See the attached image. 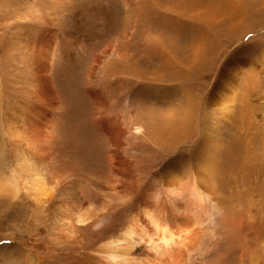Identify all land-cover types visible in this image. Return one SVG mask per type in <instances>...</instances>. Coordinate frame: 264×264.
<instances>
[{"label":"rangeland","instance_id":"obj_1","mask_svg":"<svg viewBox=\"0 0 264 264\" xmlns=\"http://www.w3.org/2000/svg\"><path fill=\"white\" fill-rule=\"evenodd\" d=\"M128 1L58 0V3L37 5L43 13L51 11L55 14L53 23L43 29L54 34L50 73L63 109L53 110L48 118L50 147L54 152L52 160L30 162V165L31 159L16 152L18 146L9 116L16 104L31 102L29 91L35 92L42 86L38 75L34 74L37 56L32 52L31 58L25 61L30 62L27 63L29 69L33 68L29 79L27 72H23L24 61L20 62L19 47L8 33L28 24L20 15L25 1L0 0V39L5 44L0 46V264H95L87 254L94 246L123 235L138 197L164 190L162 182L153 178L152 173L172 158L168 152L173 150L160 149L150 139L161 130L155 129L158 121L160 125L163 123L160 114L178 107L181 102L182 92L177 88L181 82H186L187 88L193 90L203 83L207 87L204 86L202 93L194 92L198 102L195 125L196 122L199 124V130L195 133L194 127L192 137L173 152L174 156L178 159L192 154L191 148L205 126L220 134V139H226L229 146V152L224 149L220 152L223 174L216 178L218 187L214 198L217 200L207 198L205 202L197 203L202 242L184 264H253L252 260L264 264V127L258 128V122L254 124L253 145L245 135H234L236 125H242L243 95L252 84L253 70L264 66V0H238L231 2V6L226 5L225 0H157L159 7L145 0ZM175 1L183 6L189 3L188 9L193 13L203 12L209 20L222 23L212 25L207 20L201 26L207 35L202 40L197 23L168 11L185 10V7L175 5ZM6 3L10 8L4 7ZM238 21L243 22V27H238V32H230L229 25ZM234 33H238L240 42ZM199 41L203 43L200 52ZM174 57L190 67L184 71L192 69L189 84L182 70L172 68L170 62ZM229 60H238L244 66L243 76L238 80V93H234L237 96L235 106L230 105V115L225 118L209 113L204 94L206 90L210 93L209 87L218 82L220 71ZM75 84L79 87L77 91ZM161 85L166 86L165 90L167 87L175 90V94L171 93L174 94L172 98L168 91L155 93ZM89 88L100 93L96 97H101L99 101L104 100V109L96 108L89 99L85 93ZM232 94L226 93L227 96ZM254 110L259 120L264 121V98H259ZM114 114L123 117L122 122L127 128L122 155L132 161V175L137 187L135 197L126 200H121L115 193L116 178L107 169L110 146L106 135L96 125L98 119ZM248 148L257 154L256 166L261 174L254 189L244 194L239 183L235 186L232 175L237 176ZM38 174L52 197H46L47 192L34 193ZM73 177L84 183L88 195L85 207L94 205L98 210L94 213L96 228L90 223L74 228L63 226L66 221L59 222L55 209L59 188ZM176 196L179 199L188 196L187 188L177 187ZM223 216L227 220L225 225ZM133 253L143 259L151 256L139 245Z\"/></svg>","mask_w":264,"mask_h":264},{"label":"bare ground","instance_id":"obj_2","mask_svg":"<svg viewBox=\"0 0 264 264\" xmlns=\"http://www.w3.org/2000/svg\"><path fill=\"white\" fill-rule=\"evenodd\" d=\"M24 1L25 8L21 10L22 12H20V15L23 16V19L26 20L28 24H26V27H24L23 29H16V31L9 30L8 33L11 34L10 39L14 40L15 44L17 43V46L19 47L17 51L21 52L19 55L20 62L21 60L22 62L24 61L23 72L24 74L27 72V77L31 73L30 70L33 68L29 69V65L27 63L30 62L28 61L26 63L25 61L31 58L32 52L36 53L37 63L36 67L34 68L36 73L34 74L38 75L37 77L39 80H41L40 83L42 86L40 90H36L35 92L29 91L31 93V102L26 104H16L11 109L9 117L13 122V126L11 125V130L18 146L16 152L25 156L27 159H31L29 163L31 162L32 164H35L36 162H50L52 160L54 152L50 147L51 139L49 136L50 134L48 118L53 110L56 109V111H58L57 109H63L61 103L62 100L59 96L58 91L54 87L50 73L51 63L53 60L52 50L55 43L53 37L54 34L50 30L43 29L45 25L54 21L55 14L51 11H45L43 13L42 8H38L37 5L40 6L41 4H45L46 2L58 3V0ZM145 1L151 2V4H153L154 6L159 7L157 0ZM231 2H238V0L224 1V3L229 6H231ZM174 3L175 5L185 7V12L171 10L170 8V10L168 11H171L172 13L174 12V14H176L179 18L197 23V27L200 33L199 38H201L202 40H204L207 35L201 28V26L205 25L207 23V20L212 25H219L222 23L216 22L214 19L209 20L207 14L203 15V12L199 14L193 13L188 9V7H191L189 3L184 6L176 3V1ZM148 4L149 3H147V5ZM49 6L50 5H48V7ZM4 7L10 8L7 3ZM226 15L230 16L229 14ZM230 19L232 20L234 19V17ZM238 27L242 28L243 22H232L229 25V31L238 32ZM11 28L12 25L9 26V29ZM237 34L238 33L235 34L237 41L240 42ZM243 38H241V41ZM2 44L4 43H2L0 39V46H2ZM202 44V42H198V52L203 49ZM177 57H174V59L172 58L174 61L168 62H170V64L173 66V69L175 67L178 68V70H182V72L186 76V81L189 84V80L192 77V69L184 71L183 69L190 67L186 66L184 62H182V60L178 61L177 59H175ZM157 58L159 59V57ZM197 60H200V58H198ZM243 66L244 63L239 62L238 60H229L225 68L223 70L221 69L222 71H220L221 73L218 76V82L212 87H209L210 89H212L210 93H207L206 90L204 94L206 96V103H208L209 113L211 111L214 116H217L218 114L224 115L225 118L230 115V105H234V102L237 100V96H235V94L238 93V80L243 76ZM105 72H107V75L109 74L108 71ZM253 72L254 75L252 78V84L250 88H248L246 94L243 95V105L245 106V109L243 110L241 116L242 125H236L237 132H235L234 134L236 135V137L245 135V138H248L252 145L254 144L255 136V133H253L254 124L258 122L260 124L258 128H260L261 126L264 127V121L259 120V117L255 114L256 109L254 110V106L257 105L259 98H264V66L262 67L261 65L257 69L255 68ZM104 75H106V73H104ZM88 85H91V83H88ZM187 86L188 85L186 84V82H181L178 85L177 88L182 92L180 95L183 97L181 102H178V107H171L167 110L168 112L166 111V113L160 114L163 123L162 125H160V121H158L159 123L156 125L155 129L161 130L158 132L155 131L156 133L152 135L154 137L150 139L152 144L160 149L173 150L168 152L170 153V155H172V158L165 161L166 163L161 167L160 170H158L156 173H152L153 178H158V180L162 182L164 190L158 194L152 193L138 197L136 207L129 217L128 227H126L123 235L120 238L109 239L98 246H94L95 248L87 254V256L91 258L90 260H92V262H94L95 264H184V262L190 260V257H192V253L201 246L200 243L202 242L201 236L203 234V230L197 216V203H203L208 200L207 198H210L211 200L215 199V201L217 200V198H214L217 195L218 187L216 178H218L222 173V159H220V152L223 149L226 150V152H229V146L225 142L226 139L221 140L219 136L220 134L217 135L212 131H209L207 129L209 127L205 126V129L199 133V138L196 141L195 146L191 148V152H193L192 154H188V156L186 155L185 157L181 156V158L178 159L174 156L175 153L173 152L176 149L180 148L183 143L187 141V139H190L192 137L194 127L195 133H197L199 130V124L196 122L195 125V119L198 118L194 114L198 110V102L194 97V92H196V94L202 93L203 88L207 87V85L204 83L194 90L193 88H190V90L189 88H187ZM78 88L76 85V91L78 90ZM164 88H166V86L161 85L157 87L155 93L168 91L169 98H172L175 94V90L172 87H167V90H165ZM173 92L174 94L171 95V93ZM227 92L233 94L231 96H227ZM85 93L95 104L96 108H105L102 103L104 100L101 101L102 99L101 97H99L101 99L99 101V98L97 99L98 96L96 97V95L100 94L99 91V94H97V92L95 93L91 90V88H89ZM106 102L105 104H109ZM101 114H103V111L101 112ZM122 119L123 117H121V115L114 114L110 117L108 116L107 118H100L98 120L96 119V125L102 130L103 134L106 135L110 146L108 152L109 156L107 169L110 172V175L116 178V180L114 181L115 193L121 200H126L135 197L137 193V187L135 178L132 175V161L122 155V148L123 146H125L124 139L127 134V128L122 122ZM16 127L18 130L16 129ZM229 132L231 134V131ZM261 132L262 131H260V133ZM230 134L228 135L230 136ZM255 154L252 149H249L246 155L242 157L241 166H239L237 176L232 175V180L235 186H237V184L239 183L238 187L242 188L241 190L244 194L248 191L251 192L254 189V185L257 184V182L260 180L261 173L257 170V160L255 158ZM256 157H258L257 154ZM37 180L38 182L34 184V193L36 195H39L41 193L47 192L45 193V196L52 197V192L44 187L41 174H38ZM83 184L84 183L82 181L73 177L69 178L59 188L60 196L59 199L56 200L57 206L55 207V209L59 214V222L66 221L63 226L80 228L82 226L88 225L89 223L91 225H96L97 223V221L94 220L95 211L96 213H98L96 207H94V205H91V207H85L88 203V195ZM179 186L187 188L188 196L180 199L176 196V189ZM166 192H169L171 195H167ZM220 193H222L221 190ZM98 218L100 217L98 216ZM223 222L224 225L227 222L224 216ZM96 227L97 225L95 226V228ZM136 245H139L140 248L145 250L151 256H148L144 259L137 257L133 253ZM252 263L257 264L253 260Z\"/></svg>","mask_w":264,"mask_h":264}]
</instances>
